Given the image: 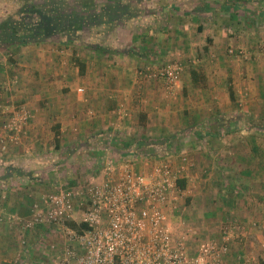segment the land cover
I'll return each instance as SVG.
<instances>
[{
  "label": "crops",
  "instance_id": "1",
  "mask_svg": "<svg viewBox=\"0 0 264 264\" xmlns=\"http://www.w3.org/2000/svg\"><path fill=\"white\" fill-rule=\"evenodd\" d=\"M117 1L120 6L127 4L134 8L131 13L137 16L143 15L147 8L156 13L163 9L169 16L154 20L151 23L154 28L140 37L144 40L139 46L144 56L110 54L87 45L78 49L82 47L61 46L47 40L0 45V111L23 103L31 113L20 142L0 150V183H10L5 193L0 194V260L12 264L34 261L50 264L52 255L46 239L56 242L59 237L52 238L45 225L25 229L24 224L31 215L29 197L39 195L44 186L53 189L64 180L55 174L43 176L57 168V164L50 163L45 170L44 159L58 148L61 150V141L65 146L94 143L103 152L117 153V158L133 162L137 169L159 159L164 145L180 149L187 157L180 177L185 186L181 189L191 192L187 194V202L190 198L197 203L189 208L197 219V227L199 222L204 226L203 219L210 220L211 224L206 225L213 230L214 237H219L217 221L220 216L231 217L237 229L235 237L230 238L231 256L226 263L243 264V259H250L254 264H264V193L259 188L264 184V130L250 125L254 116L264 119V52L254 50L255 40L250 39L256 37L247 27L241 35L249 39L245 36V40L237 38L234 42L246 51L250 48L252 59L239 70L234 64H225L232 60L226 59L218 48V41L224 42L222 36L230 29L220 30V25L224 28L239 22L245 24L253 16L261 19L264 5L253 11L247 0H220L211 4H206V0ZM193 21L200 24V29L195 25V30L203 39L213 40L218 61L212 65H208L206 58L192 56L197 53V47L193 48L197 44ZM259 34L263 36L262 32ZM87 37L85 43L90 42ZM127 38L133 39L132 35ZM173 49L184 64L176 98L168 95L170 87L161 78L138 74L149 63L171 59ZM187 55L193 59H187ZM212 68L217 74L211 76ZM251 77L262 85L259 96ZM236 85L242 88L239 92L243 90L239 96L242 100H237ZM237 105H242L244 111L237 113ZM239 120L242 124L236 127ZM107 132L113 136L108 150L97 137L98 133ZM2 135L0 126V141ZM126 135L130 141L125 139ZM204 168L208 175L200 178L197 172ZM212 178L220 184L212 187L211 193L197 191L194 185L189 189L191 181H196L199 189L200 184L209 185ZM16 188L19 194H12L11 190L17 191ZM30 189L39 192L32 193L34 190ZM202 201L206 208L202 207ZM22 238L26 243H21ZM39 248L49 256L38 260Z\"/></svg>",
  "mask_w": 264,
  "mask_h": 264
},
{
  "label": "built area",
  "instance_id": "2",
  "mask_svg": "<svg viewBox=\"0 0 264 264\" xmlns=\"http://www.w3.org/2000/svg\"><path fill=\"white\" fill-rule=\"evenodd\" d=\"M159 75L172 87L179 67L165 65ZM29 117L23 103L0 111L1 151L20 142ZM97 135L108 143L112 139L110 132ZM108 154L94 175L70 186L61 180L35 197L24 228L45 225L61 233L51 244L50 264H225L230 256L227 236L201 237L178 207L185 153H179L178 166L175 153L166 151L144 169L117 153ZM244 263L254 264L249 259Z\"/></svg>",
  "mask_w": 264,
  "mask_h": 264
},
{
  "label": "rangeland",
  "instance_id": "3",
  "mask_svg": "<svg viewBox=\"0 0 264 264\" xmlns=\"http://www.w3.org/2000/svg\"><path fill=\"white\" fill-rule=\"evenodd\" d=\"M95 1L98 5L101 3H104V0H95ZM215 1H220V0H206V4L210 3V2H215ZM21 2H22V0H0V21L3 20V18L7 17L8 15H15V13H16L15 11H16V9H18L20 7ZM66 2L68 4H72V5L74 4L73 0H67ZM178 3L180 4V2H178ZM247 3H248L247 5H249L253 11L254 10L259 11L262 8V6L264 5V0H247ZM141 9H143V8H141ZM133 10L135 11L134 8H132V11L129 10V13L133 12ZM147 10L148 11H146L145 13H143V15H140V16H137V15H135V13H133L134 14L133 18L131 17V19H126V20L124 19V21L120 22V24H117L118 26L116 25L117 26L116 28L114 27V25H112L111 26L112 30L107 31V32L101 30L100 26H99V27H95L94 28L95 30H92L90 32H87V29H84V30L77 32V33L71 32L70 35H72V40H70V41H68V40H66V38L60 37V36H58V37L55 36L52 39L47 40V41L53 42V43L61 45V46H63V45L67 46L69 44H72L71 45L72 47H75V46L76 47H82V48H78V49H83V47L87 48V46H85L86 45L85 39L88 36L87 41H90V42H87V43L94 42V43H101L102 45H106V46L118 47L119 51H120V49L125 48L128 51H132V52L135 51L134 55L144 56V54H142L143 49H140V47H139L140 45H143L144 40L140 39V37L145 35V33H147L146 31L149 30L150 28L151 29L154 28L155 25L151 26V23L154 24L155 19H156V21H160L161 19H163L164 16H166L163 9L158 10L159 13H154L155 10L151 9V8H147ZM162 15H164V16L161 18ZM154 16H157V17L155 18ZM166 17H169V16H166ZM132 20L134 21V23H132ZM181 22H182V24L184 23L185 25H188L187 21L181 20ZM192 23H193V27H194L193 30H195V27H196L195 25H197V27L200 26V24H198L197 21H193ZM156 26L158 27V24ZM225 26L226 27L223 28V24H222L219 26V28H220V30H222V29L225 30L226 28H230V29H228V31H226L224 33L225 35L222 36V38L224 40L225 39L226 40L225 41L221 40L224 42L218 41V43L220 44V46L218 48H220L222 50V53L225 55V58L232 60V61L225 62V64H229V65L234 64L235 69L239 70L238 67L244 66L246 64L245 62L247 60L252 59V54H250V53H252V50H250V48H248L246 46L247 47V51H246L243 49L244 46L241 47L236 42H234L237 38H242L244 40L246 39L245 36H247V35H241V33H243L245 31V29H244L245 27H247V29H249L250 31H253L252 35L253 36L255 35V37H256V38L253 37L250 39V41L255 40L256 48L254 50L255 51L257 50V52H260V51L264 52V17L260 19V17H258V16L257 17L253 16V20L252 21L249 20V21L245 22V24H243L242 22H239L236 24V26L235 25H231V27H228L227 25H225ZM260 32H262L263 36H261V34H259ZM127 34L132 35L133 39L129 40L127 38L128 37ZM193 34L196 37V43H197L196 46H194L193 48L195 50V47H197L196 48L197 50H195V51H197V53L193 54L192 56H195L196 58H198V57L206 58L208 65H212L215 62H217L218 61L217 54H215L213 52V50H215V48L213 47L214 46L213 40L209 39V38L203 39L199 35L198 31H196V30L193 32ZM228 38H231V39L228 41ZM247 39H249V36H247ZM194 50H192V51H194ZM107 52L110 53L111 51H107ZM172 52H173V54H172L171 59H168L167 61L160 62V63H149L148 65L141 67L138 70V74L142 75V76H156L158 78H161L163 80V82L165 83V85L167 87H169V85L167 84L165 79L159 75V71L165 65L176 64V66L179 67L178 80H177L175 85L170 87V89H169L170 94H168L171 98H176V95H177L176 91L179 89V86H180L181 75H182V70H183L184 64L181 61V59L179 58L180 56H177V55H179V54H176L177 51L173 49ZM114 53H120V52H113L112 51V53H110V54H114ZM121 53H125V52H121ZM201 53H203V56L201 55ZM199 55H201V56H199ZM189 58L193 59V57H190L189 55H187V59H189ZM248 62L250 63V61H248ZM251 63L253 64L254 61L252 60ZM154 65H156V66H154ZM206 67H208V66H206ZM212 70H213L212 71L213 73L211 72V74H210L211 76L213 74H217V72L214 71L215 68H212ZM223 73H226L225 69H223ZM240 74H241L240 76L242 78L245 77L244 73H240ZM229 79H228V82L230 81L229 83L233 82V81H231V76ZM251 79H252V84H254V87H255L254 88L255 92H256L257 96H259V94L262 92L261 91L262 85L258 83V80L257 81L255 80V77H251ZM234 84H238V82L234 81ZM235 89L237 90V92H236L237 93L236 96H238L237 100H239V99L242 100L241 99L242 97L240 98L239 96L243 95V90L241 92L238 91V89H242V88L241 87L239 88V86L236 85ZM237 106H238L237 111H236L237 113L244 111L242 109V105H237ZM261 106H263V105H261ZM256 108L259 111L260 107L256 106ZM29 114H30V117H29L27 123L24 125L23 131H24L25 127L27 126V124L31 118V113L29 112ZM115 114H116V116H118L117 117V119H118L119 118V112L116 111ZM120 120L121 119H119V121ZM240 124H242V120H239V122L238 121L236 122V127H238ZM224 125H226V124H224ZM250 125L252 126V128H260V129L264 130V119L254 116L250 122ZM127 136L128 135L125 136V139L130 141V139ZM112 138H113V136H112ZM262 138H264V136ZM102 140H103V142L99 141V142L103 143V144L101 143L100 145H102L103 147L105 146L104 149L108 150L110 147V144H109L110 142L108 143V141L104 137ZM60 144H61V146H60ZM66 145L67 146H65L64 143L59 141V146H60L62 151L58 148L55 153L52 152V153H50V155H48V154L45 155L44 160L46 162L45 165H47L45 170L49 169L48 165H50V163L57 164V168L53 169V170L52 169L48 170L47 173H43V176L48 177V175H50L52 177V174H55V176L57 175V177L64 178V181H66V180L71 181L72 180L71 182L69 181V186L73 184L72 183L73 180H78V179L82 180L83 178H85L88 175H94V173H96L98 171V166H99L100 161H102L103 159H105V157L107 155H109L108 154L109 151L103 152L102 150L97 149L96 144L94 145V143L93 144H87V142H85L84 144L79 143V144H75L73 146H70L71 144L67 143ZM125 146H127V145H124V147ZM161 148H163V150L161 152H166V151L167 152H174L175 153L174 162L176 163L177 166L180 164V160H179V153H181L180 149H175V150L170 149L168 147V145H166V146L164 145ZM147 152L151 153V151H149V150H147ZM44 160H40V161H44ZM1 171H2V173L5 172L3 168L1 169ZM197 173H198V176L200 178H206L208 175V172H206L205 168L199 170ZM201 174H204V176L202 177ZM45 177H44V179H45ZM219 184H220V182H219ZM219 184H216L215 180L212 178L210 180L209 185L208 184H200L201 188L198 189L199 185L196 184V181H194L193 183L191 181V185L189 184V189H193L192 185H194L196 187L197 191L202 190L203 193H204V191L206 193V190H209L211 193L212 187H216ZM203 186H204V190H203ZM9 187H10V183H7V182L3 183V184L0 183V194H4L5 191L7 190V188H9ZM259 188H260V191H262L264 193V184L259 186ZM49 189L50 188H48V186H44L43 188L39 189V191H42V190L48 191ZM32 190H34L32 193H34L35 191H38L37 189H30L29 191H32ZM18 191H19L18 189H17V191H14L12 189L11 193L12 194L18 193ZM20 191L23 193V189H21ZM189 192L190 191H188V192L182 191V193H181L182 196L180 197L179 206H178L179 209L182 211V217L186 220V224H188L189 226L190 225L194 226V228L197 230L198 233H200V236L203 238L208 237L211 239L214 238L216 240H220V238L222 239L221 236H227V238L229 239L228 242H229V246H230L231 245L230 238H231V236L235 237L236 232H234V231H235V229H237L235 224L232 222L233 221L232 218L227 217V216H220L219 220L217 221V225H216L217 231L220 235L219 237H214V235H212L213 230L211 231L210 228L206 225V224H211L210 220L208 221V220L203 219V221H204L203 225L205 227L201 225L202 224L201 222H199V227H197V224L195 223L197 219H195L194 215L192 216V214L189 210V208H191L194 201H190V198H189L188 202H187V197H188L187 194ZM204 194H202V195H204ZM29 199H30V202L32 201L30 203V207H29V210H30L29 214H31V207H32V203H33L35 197H33V198L29 197ZM214 201L215 200L213 199L212 202H214ZM189 203L191 204L190 206H189ZM194 204L197 205L196 201ZM202 205H203L202 207L206 208L203 201H202ZM212 205L213 204H211L210 206H212ZM49 229H50L49 231H50V235H52V238L61 236V233L58 232L56 229H54V228H49ZM224 230H225V232H223ZM50 240H51V238L46 239V243L48 245L47 247L50 246L49 251H51V245L50 244L53 243L52 242L53 239L51 241ZM43 244L44 243L42 242V245ZM39 250H40L39 252L37 251V254L39 253L37 255L38 260H40L42 258H47L49 256L42 249L39 248ZM33 254L35 255V253H33ZM230 256H231V247H230ZM238 256L240 257V255H238ZM227 259H228V257H227ZM236 259L239 260V258H237V257H236ZM245 260L246 259H243V264H245L244 263ZM0 264H12V262L9 263L7 261L0 260ZM32 264H37V263L34 261ZM225 264H227L226 261H225Z\"/></svg>",
  "mask_w": 264,
  "mask_h": 264
},
{
  "label": "trees",
  "instance_id": "4",
  "mask_svg": "<svg viewBox=\"0 0 264 264\" xmlns=\"http://www.w3.org/2000/svg\"><path fill=\"white\" fill-rule=\"evenodd\" d=\"M66 1L22 0L15 15H8L0 21V45H25L50 40L55 36L64 37L70 41L72 40L71 32L77 33L84 29L90 32L99 26L101 30L107 32L112 30V25L116 28L119 21L131 19L134 15L129 13V10L132 11L129 5L120 6L117 0L114 3L106 1L99 5L95 0H73V5ZM86 45L97 51L135 54V51H128L125 48L119 51L118 47L106 46L101 43L92 42L86 43ZM229 93L232 96V91ZM19 174H23V172L19 171ZM178 185L180 188H184V180L179 179ZM68 224L75 226L74 222Z\"/></svg>",
  "mask_w": 264,
  "mask_h": 264
}]
</instances>
